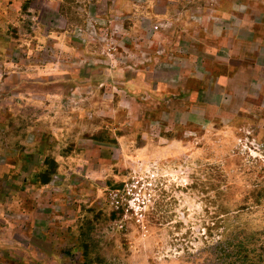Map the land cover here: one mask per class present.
Returning <instances> with one entry per match:
<instances>
[{"label":"rangeland","instance_id":"374dc122","mask_svg":"<svg viewBox=\"0 0 264 264\" xmlns=\"http://www.w3.org/2000/svg\"><path fill=\"white\" fill-rule=\"evenodd\" d=\"M0 264H264V0H0Z\"/></svg>","mask_w":264,"mask_h":264},{"label":"trees","instance_id":"16d2710c","mask_svg":"<svg viewBox=\"0 0 264 264\" xmlns=\"http://www.w3.org/2000/svg\"><path fill=\"white\" fill-rule=\"evenodd\" d=\"M44 182H48V179H45V181Z\"/></svg>","mask_w":264,"mask_h":264}]
</instances>
